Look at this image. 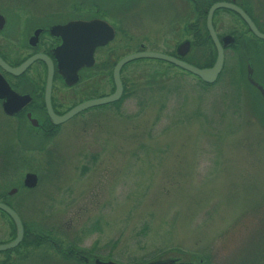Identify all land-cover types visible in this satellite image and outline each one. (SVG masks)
<instances>
[{
  "label": "rangeland",
  "instance_id": "374dc122",
  "mask_svg": "<svg viewBox=\"0 0 264 264\" xmlns=\"http://www.w3.org/2000/svg\"><path fill=\"white\" fill-rule=\"evenodd\" d=\"M75 4L0 0V10L16 13L21 27L27 14L60 21ZM141 12L135 3L128 8L130 28L111 42L113 60L137 49L143 33L165 49L159 43L167 30ZM245 48H226L208 85L159 60L130 61L119 75L117 101L88 110L44 142L34 140L32 151L17 145L18 175H38L29 203L18 206L43 235L34 239L31 264H74L60 254L73 246L123 264L164 257L264 264V108L245 85L238 56L250 57L264 84V48L262 56ZM209 54L215 56L211 45ZM110 86L107 75H98L95 95ZM59 91L65 99L58 107L71 104L68 91Z\"/></svg>",
  "mask_w": 264,
  "mask_h": 264
},
{
  "label": "flooded vegetation",
  "instance_id": "af4514ba",
  "mask_svg": "<svg viewBox=\"0 0 264 264\" xmlns=\"http://www.w3.org/2000/svg\"><path fill=\"white\" fill-rule=\"evenodd\" d=\"M75 1L74 6H68L67 10L62 11L61 14L66 17L60 21H50L48 17L45 21H37L36 17L27 14L20 21L21 27L18 26L19 16L16 13L0 10V205L5 206L18 217L22 229L17 244L0 249V264H31L32 260L28 257L36 246L34 239L43 238V235L34 232L32 225L25 221L18 209L24 199L27 200V204L29 203L28 197L38 183L36 182L33 187L24 184L25 174L34 173L37 181L38 175L33 169L18 175L17 145L22 151H32L34 140L44 142L57 134L66 123L88 110L114 103L91 106L59 123H54L46 108L45 83L48 62L51 66L48 102L52 116H61L82 101L110 94L113 91V66L126 55L113 60L114 49L110 44L116 37L128 32L130 27L129 24L126 25V18L129 17L125 14H128L126 13L128 8L134 3L139 5L142 11L139 17L148 18L154 21L159 29L167 30L161 34L162 42L159 43L163 44L165 49L154 48L156 41L150 38V35L143 33L137 41L138 48L127 54L156 51L189 64L196 62L197 59L206 60L209 57V45L214 49L207 29L208 20L220 43L225 37L232 38L223 51L230 46L237 47L241 51L246 50L245 47H251L253 54L262 56L264 38L258 35L264 34V0H86L88 4L84 7L81 6L82 0ZM237 9L247 16L257 34L235 11ZM93 20L105 21L113 29V37L105 44L94 47L92 63L79 66L75 73V82L68 85L61 72L57 70L58 59L55 56L62 39L60 34H53L51 28L70 21ZM134 20L135 17L130 25ZM169 44L171 47L167 48ZM180 46L185 48L179 50ZM178 50L181 52L179 53ZM102 51L105 52L99 58L98 54ZM238 56L246 58L245 53H240ZM27 60L29 62L22 70L15 71ZM162 62L166 63L167 67L169 65L176 67L165 61ZM125 64L120 67L119 75ZM98 75H107L111 86L107 93L95 95ZM59 90L68 91V97L73 100L71 104L63 108L58 107L65 99H62L63 95ZM16 236L17 226L14 219L0 206V245L13 241ZM51 245L56 248L54 242H51ZM60 254L64 260H70L69 263L72 261L74 264H97L96 255L90 253L85 255L74 246L61 249Z\"/></svg>",
  "mask_w": 264,
  "mask_h": 264
},
{
  "label": "water",
  "instance_id": "95a60500",
  "mask_svg": "<svg viewBox=\"0 0 264 264\" xmlns=\"http://www.w3.org/2000/svg\"><path fill=\"white\" fill-rule=\"evenodd\" d=\"M235 11L244 19L245 22H247L249 28H251V30L255 34H257L255 28L253 27L251 21L247 18V16L239 9ZM51 29L53 34L55 35L60 34L62 39L61 44L56 49L55 56L58 59L57 70L61 72L62 76L64 77L65 83L68 85L75 82L76 80L75 73L79 66L82 65L87 66L92 63L93 60L92 52L94 47L96 45L105 44L108 40H110L113 37V32H114L113 29L103 20H93L87 22L70 21L64 25H55ZM207 29L215 50L214 60L210 66L197 67L195 65L186 63L178 58L156 51H139V52L126 54L125 56L121 57L118 61H116V63L113 66V70H112L113 91L110 94L82 101L61 116H52V112L48 102V91L51 80V66L50 63L48 62L47 64L48 72L45 83V97H46V108L48 113L51 115L53 122L59 123L69 118L71 115L75 114L76 112L91 106L117 101L122 93V84L119 78L120 67L123 64L127 63L128 61L138 58H151V59L165 61L180 68L181 70L187 73L196 76L200 81L204 83L207 84L213 83L216 80L222 67L223 48L230 44L232 38L225 37L224 40L222 39V43H220L217 40L210 24H208V20H207ZM62 32H64V34H62ZM258 36L264 38V34ZM180 48H185V47L180 46L179 50ZM180 52L181 51H179V53ZM28 62L29 61L27 60L25 63L21 64L17 69H15V71L22 70L27 65ZM255 74H256V69L251 63L250 57L247 56L246 58H244V69H242L243 81L245 85L258 96L259 102L262 104L264 108V84L260 79L257 78L258 76H256ZM36 182H37V177L34 173L25 174L24 184H26L29 187H33L35 186ZM0 206L3 210H5L11 215L17 226V236L15 237V239L7 244L0 245V249H4V248H10L20 241L22 229L18 217L5 206L2 205ZM174 262H176L175 264H182L179 261H177L176 258H172V257L157 258L154 260H149L139 263H130V264H174ZM96 263L121 264L109 259L103 261L96 259Z\"/></svg>",
  "mask_w": 264,
  "mask_h": 264
},
{
  "label": "trees",
  "instance_id": "16d2710c",
  "mask_svg": "<svg viewBox=\"0 0 264 264\" xmlns=\"http://www.w3.org/2000/svg\"><path fill=\"white\" fill-rule=\"evenodd\" d=\"M213 50H214V49H213ZM214 55H215V51H214ZM213 60H214L213 54H212V55L209 54V58H208V60L205 61V63H200V64H199V67H206V66H209V65L212 64ZM240 70H241V72H242V68H241V66H240ZM201 82H202V81H201ZM202 84H204V85H208L207 83H204V82H202Z\"/></svg>",
  "mask_w": 264,
  "mask_h": 264
}]
</instances>
